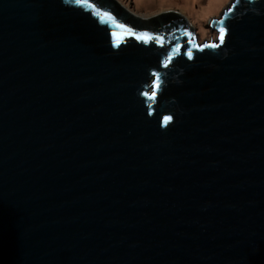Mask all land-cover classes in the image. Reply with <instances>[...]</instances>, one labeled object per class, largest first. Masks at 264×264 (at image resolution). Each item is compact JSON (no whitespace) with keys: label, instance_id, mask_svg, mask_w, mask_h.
<instances>
[{"label":"water","instance_id":"water-1","mask_svg":"<svg viewBox=\"0 0 264 264\" xmlns=\"http://www.w3.org/2000/svg\"><path fill=\"white\" fill-rule=\"evenodd\" d=\"M115 1L0 0V264H264V0Z\"/></svg>","mask_w":264,"mask_h":264},{"label":"rangeland","instance_id":"rangeland-1","mask_svg":"<svg viewBox=\"0 0 264 264\" xmlns=\"http://www.w3.org/2000/svg\"><path fill=\"white\" fill-rule=\"evenodd\" d=\"M146 4L154 13H167L179 2H189L188 0H141ZM233 0H221L217 5L210 8L208 11H203V7H206L209 0H195L191 5L195 6L206 21L209 23L215 35H218V31L214 29V24L220 19L221 8L226 10ZM217 26V25H216Z\"/></svg>","mask_w":264,"mask_h":264},{"label":"trees","instance_id":"trees-1","mask_svg":"<svg viewBox=\"0 0 264 264\" xmlns=\"http://www.w3.org/2000/svg\"><path fill=\"white\" fill-rule=\"evenodd\" d=\"M102 6L106 7L110 13V15L113 17V18H117V16L123 11V8L117 3V1L115 0H97ZM166 17L164 18H168V19H175V18H180V17H177L176 15H173V14H168V15H165ZM153 18V20H161V18H157L155 19V17H151ZM181 19V18H180ZM179 19V20H180ZM132 15L131 14H128V21H132ZM119 23V22H118ZM121 25H123L122 23H120ZM132 24L129 23V26L133 29V27L131 26ZM125 26V25H123ZM126 27V26H125Z\"/></svg>","mask_w":264,"mask_h":264},{"label":"snow or ice","instance_id":"snow-or-ice-1","mask_svg":"<svg viewBox=\"0 0 264 264\" xmlns=\"http://www.w3.org/2000/svg\"><path fill=\"white\" fill-rule=\"evenodd\" d=\"M65 2L67 3V2H69V0H65ZM72 2H74V3H81V0H72ZM231 9H229V11H230ZM105 15H107V14H105ZM118 27H123V25H118ZM220 32H221V35H220V37H219V39L221 40V42H223L224 41V35H223V33H224V29L223 28H221L220 29ZM142 37H137V39H141ZM206 46H209V47H214L215 45H206ZM190 55V54H189ZM153 87H156V84H155V82H154V84H153ZM145 95H147V93H145ZM153 96H154V93H153Z\"/></svg>","mask_w":264,"mask_h":264},{"label":"bare ground","instance_id":"bare-ground-1","mask_svg":"<svg viewBox=\"0 0 264 264\" xmlns=\"http://www.w3.org/2000/svg\"><path fill=\"white\" fill-rule=\"evenodd\" d=\"M189 4L193 3L195 0H188ZM221 0H209V3L206 7H203V11H208L210 8L214 7L215 5H217Z\"/></svg>","mask_w":264,"mask_h":264}]
</instances>
